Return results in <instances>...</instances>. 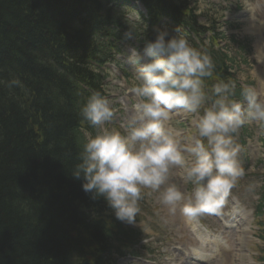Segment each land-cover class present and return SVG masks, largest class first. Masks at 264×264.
Instances as JSON below:
<instances>
[{
	"label": "trees",
	"instance_id": "16d2710c",
	"mask_svg": "<svg viewBox=\"0 0 264 264\" xmlns=\"http://www.w3.org/2000/svg\"><path fill=\"white\" fill-rule=\"evenodd\" d=\"M108 1L0 0V264H75L72 255L93 252L91 241L106 247L115 239L94 218L104 199L93 200L71 174L84 145L81 108L93 93L103 94L92 65L104 61L125 30ZM139 1L152 23L164 16L170 30L185 27L199 36L196 0ZM204 52L213 74L230 75L232 58L211 46ZM233 93H242L238 83ZM77 220L76 229L92 235L84 238L88 246L73 236ZM129 237L123 233L116 244Z\"/></svg>",
	"mask_w": 264,
	"mask_h": 264
},
{
	"label": "clouds",
	"instance_id": "9594fccd",
	"mask_svg": "<svg viewBox=\"0 0 264 264\" xmlns=\"http://www.w3.org/2000/svg\"><path fill=\"white\" fill-rule=\"evenodd\" d=\"M131 56L140 65L131 89L138 102L135 115L121 125L126 134L107 127L115 116L113 107L93 93L80 115L97 131L84 143L73 178L82 181V190L93 200L102 197L126 224L136 223L144 189L158 192L159 203L172 214L182 202L179 210L189 220L219 215L230 190L245 175L235 134L246 122H264V97L248 87L242 100H230L234 85L217 83V98L196 121L197 137L181 144L165 124L173 110L200 112L206 100L204 78L213 75L211 57L191 46L179 27L167 26L158 27L142 51L133 47ZM176 166L193 185L191 193L167 182Z\"/></svg>",
	"mask_w": 264,
	"mask_h": 264
},
{
	"label": "rangeland",
	"instance_id": "374dc122",
	"mask_svg": "<svg viewBox=\"0 0 264 264\" xmlns=\"http://www.w3.org/2000/svg\"><path fill=\"white\" fill-rule=\"evenodd\" d=\"M224 8L226 9V11L223 19L235 20V22L240 25L232 33L238 39L244 36H249L251 37V41H253V43L251 44L252 53L250 56H248L246 65L241 67L240 77L241 79L248 78L252 80L254 82L252 88L255 89L261 95V97H264V40L262 43V50H257L256 43L257 38H259V40H261L260 38H262L259 36V33H264V0H201L199 2V10L204 12L206 11L211 15V17H218L223 15ZM234 12L238 13L235 15ZM248 21H251V25L247 23ZM253 25L255 27H257L256 25H258V32L255 30V27ZM250 27L251 31H249ZM131 42L135 43L134 46H138V43H136L135 41L131 40ZM131 49L132 48L126 49L125 55L123 53V55L119 58L122 60L121 67L126 69L125 73L120 71V69L116 65H112L110 66L111 76L107 79L108 96L106 99L113 107L115 116L112 123L113 125H115V128L118 129H121L119 125L127 124V121L133 115H135L133 106L138 102L135 95L131 91V89L135 86L133 82H137L136 76L135 74H133V68H130L129 64V62L131 63L133 61V58L131 56ZM128 73H130V77H127L126 74ZM178 112L181 114L182 118L187 117L188 113H184L183 111ZM193 121H195L194 118L187 121L184 128L179 129L180 137L176 140L181 144H186L191 140L193 133H188L187 131L191 128V123ZM171 122L172 119L168 121L167 130L170 129ZM248 123L253 126L252 132L254 134V137L250 138L251 141H247L245 151H250L253 153L255 151V154L251 156L248 170L251 172L253 178L256 179L255 187H258V185L260 184V180L256 177L258 173L263 170V166L258 165L257 162H259L260 156L264 155L261 144L257 139V137L261 134V125L260 122L254 121H249ZM261 123L264 124V122ZM108 127L113 128L111 123L108 125ZM262 128H264V126H262ZM123 129L125 130V128ZM156 200L159 202V196L156 198ZM151 208L152 206L150 208L147 207L149 211H151ZM155 214L158 217L157 222H167L168 220H171L169 227L160 228V231H162L164 234H169L172 237L177 238V236L182 233V231L178 227L177 222L180 217L177 215V213H170L168 217H165L161 212ZM141 225L147 226L144 222H142ZM242 242L243 244L241 247L245 249H243L242 251L241 248H236L243 253L241 252L238 255V259H233V264H252L253 253L251 244L253 242H257L255 236L253 235V233L252 236L251 234H249L247 237L243 238ZM227 259L230 263H232V259L230 257H228Z\"/></svg>",
	"mask_w": 264,
	"mask_h": 264
},
{
	"label": "bare ground",
	"instance_id": "6f19581e",
	"mask_svg": "<svg viewBox=\"0 0 264 264\" xmlns=\"http://www.w3.org/2000/svg\"><path fill=\"white\" fill-rule=\"evenodd\" d=\"M259 46V45H258Z\"/></svg>",
	"mask_w": 264,
	"mask_h": 264
}]
</instances>
